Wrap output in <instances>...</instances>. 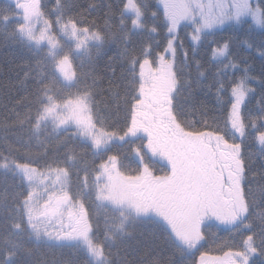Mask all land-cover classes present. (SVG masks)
Returning a JSON list of instances; mask_svg holds the SVG:
<instances>
[{
	"label": "snow or ice",
	"instance_id": "6c2138e0",
	"mask_svg": "<svg viewBox=\"0 0 264 264\" xmlns=\"http://www.w3.org/2000/svg\"><path fill=\"white\" fill-rule=\"evenodd\" d=\"M14 3L12 11L0 12L4 22L21 17L5 39L43 50L44 56L25 65L28 70L18 81L23 94L8 110L11 118L0 124L5 129L0 168L17 178L19 189L10 203L0 200L6 232L0 264H19L22 251L31 255L25 241L80 249L86 256L82 264H114L111 248L131 237L127 225L150 217L171 255L147 264H264V218L257 227L251 212L257 195L248 183L253 160L245 154L246 141L264 150V0H156L155 5L149 0H108L103 25L98 17L89 19L98 4L69 13L57 0L45 13L41 0ZM53 13L55 19L49 18ZM217 33L219 39L214 38ZM137 34L141 39L134 41ZM108 43L119 49L123 83L109 81V89L123 88L113 93L117 113H125L122 123L110 122L95 99L103 92L96 65ZM234 43L258 54V75L251 74L250 55L243 57L241 68ZM198 46L210 49V67L223 58L207 85L200 80L206 73L205 61L197 58ZM178 52L183 53L179 70ZM114 59L108 57L113 76ZM32 67L35 75H30ZM230 70L242 74L229 75ZM200 88H214L217 114L208 115L201 103L196 118L190 119V102ZM251 95H257L259 111L245 115ZM45 123L55 135L37 136L30 143L27 133H38ZM9 131L15 141L7 139ZM137 139L140 143H134ZM117 142L132 143L129 153L137 162L133 172L122 164L129 153H112ZM153 158L163 162L161 174L150 162ZM260 158L264 162V151ZM213 227L228 236L217 238L211 232L215 247L201 251Z\"/></svg>",
	"mask_w": 264,
	"mask_h": 264
},
{
	"label": "trees",
	"instance_id": "16d2710c",
	"mask_svg": "<svg viewBox=\"0 0 264 264\" xmlns=\"http://www.w3.org/2000/svg\"><path fill=\"white\" fill-rule=\"evenodd\" d=\"M57 0H41L43 4V11L45 13H50V10L54 8ZM108 0H60V4L64 7L66 11L69 13L78 12L81 8L86 7L88 4H98L100 7L96 10H93L89 19L93 17H98V23L103 25V5L107 3ZM113 4L117 2V0H111ZM156 0H149V3L155 5ZM13 7L4 2L0 1V12L4 11H12ZM154 10V9H153ZM51 19H55V14H51ZM17 21L15 18L10 19L8 22H4L0 19V124H3L5 119H10L11 117L8 115V110L13 108L14 101L18 99L19 95L23 94L18 86V81L23 77L24 72L28 69L25 67L26 64L34 65V61L36 59H40L44 56L43 50H30L31 46H24L20 42L13 43L10 39H5L8 32H10L17 25ZM227 35L228 32L225 31L223 33ZM183 35V31L181 32ZM220 33L214 37L219 39ZM238 36H243L242 32L237 33ZM141 36L139 34L133 37L134 41H139ZM253 42H255V37H252ZM190 43L185 40V44ZM199 51L197 52V58H201L205 61L204 69L205 76L201 77V83L204 85L213 82V74L215 72V66L222 67V64H219V61L213 60L212 63L215 66H209L207 61L211 58L210 49L206 46H198ZM93 54L95 53V48L92 49ZM233 54L235 55L236 61L241 64V68L243 66V57L245 55H250L253 57V68L251 70L252 75H258L260 73V58L258 54L251 53L249 49H247L243 44H233L232 47ZM103 55L99 59L96 65V74L103 77V80L100 82L99 87L103 88L102 93H98L95 99L100 102V109L102 114L105 115L110 122L119 120L121 123L123 122V117L125 115L123 109L117 113L115 105L117 103V97L113 95L115 92L122 93L123 88L113 87L111 90L109 89V81L115 85H122L123 80L121 78V64L118 59L119 49L115 44L108 43L104 46ZM192 53L189 51V57H191ZM108 57H116L113 60V65L115 67V75L113 76L109 71L108 65ZM177 68L178 70L182 66L183 62V53H177ZM226 62V61H225ZM192 77L191 79L195 80L196 69L195 65H191ZM36 68L32 67L30 75H35ZM242 72L240 70H230L229 75L238 76L241 75ZM183 74L181 75V79H183ZM226 79V77H225ZM259 90V86L257 84L252 85ZM29 87H31V83L29 82ZM186 92V89L184 90ZM257 95H251L248 98V103L244 109L245 115L249 112L253 114L259 111L258 107H256ZM191 105L193 107V113L189 116L190 119H194L195 117V108L199 107L202 103L208 109V115H214L216 113V109L219 107L217 104V99L215 96V90L208 88H200L197 89L191 100ZM105 104L108 105V109H105ZM17 111L23 112L22 108H17ZM62 134V133H61ZM29 137V142L35 144L37 136L41 139H49L53 135L52 127L50 125H43L40 128L38 133H27ZM5 138V129L0 127V147H2V141ZM7 139L9 141H15V136L9 131L7 133ZM136 143V142H134ZM132 146L131 142H125L120 145H111L112 153H119L121 156H125V154L130 152V148ZM261 150L256 144L246 141L245 142V154L246 157L253 160V164L251 167V171L249 172L248 183L251 184L253 191L257 195V200L255 206L252 208V216L255 218V223L257 227L259 226V221L261 218H264V197L260 196V189L264 187V174H262V165L264 162L261 161ZM88 159H91L89 156ZM23 162V161H21ZM99 163V160L96 161ZM152 163V162H151ZM122 164L124 166V170L126 172H133L137 168V162L133 159L131 154L129 153L127 157L122 159ZM155 169L158 171V165L152 163ZM252 172L256 173V176H252ZM134 174V173H132ZM18 180L15 178L10 172H5L4 169L0 168V200L5 201V203H10L12 194L15 191H18ZM247 186V185H246ZM75 192V188H73ZM89 207L93 212L96 211V207L91 203V200H88ZM5 222V216L0 214V246H3L2 237L6 234L3 224ZM101 236L103 234V213L101 212ZM129 230L132 232L131 237L125 238L121 241H118L116 245L111 248V259L114 264H118V257L120 260H127L130 264H147L148 261L153 259L154 257L159 258L161 260L166 259L171 255V252L162 242V238L159 236V232L156 226V221L154 219H145L135 224L129 223L127 225ZM217 238H224L228 236V232H224L219 230L216 232ZM223 233V234H222ZM119 238V237H118ZM237 241L240 240V237L235 238ZM213 236L211 235V231L208 237V243L204 245L201 251L212 249L215 247L213 243ZM26 247L32 248V254L28 255L27 253L21 252L19 256V264H39L41 261L47 262V264H52L53 261L56 264H82V262L86 259L85 254L82 250L73 248L72 246H64V247H48L45 245H40L37 247L34 243L25 241ZM210 255H222L220 252L210 251ZM196 256L199 255L197 252ZM188 260H191L192 257H187ZM259 261V258H256Z\"/></svg>",
	"mask_w": 264,
	"mask_h": 264
},
{
	"label": "rangeland",
	"instance_id": "374dc122",
	"mask_svg": "<svg viewBox=\"0 0 264 264\" xmlns=\"http://www.w3.org/2000/svg\"><path fill=\"white\" fill-rule=\"evenodd\" d=\"M0 1H4V2H6V3H8V4H10L12 7H13V9H14V7H15V3H14V0H0ZM15 19H16V21L17 22H20L21 21V17H14ZM250 19V18H249ZM258 31V30H257ZM219 60H223V58L221 57V58H218V60H216V61H219ZM254 83V82H253ZM255 84V83H254ZM43 125H50L51 126V124L50 123H45V124H42L41 126H43ZM52 127V126H51ZM134 142H136V143H140V141H139V139H137V140H135ZM125 143V142H124ZM120 144H123V143H120V142H117V143H113L112 145H120ZM258 146V145H257ZM259 147V146H258ZM133 157V156H132ZM147 157V155L145 156V158ZM134 158V157H133ZM135 159V158H134ZM135 161H136V159H135ZM151 161H153V162H158L159 164H161L160 165V169H162V165H163V162L162 161H160L159 159H156V158H153ZM150 161V162H151ZM161 174V173H160ZM151 218V217H150Z\"/></svg>",
	"mask_w": 264,
	"mask_h": 264
},
{
	"label": "flooded vegetation",
	"instance_id": "af4514ba",
	"mask_svg": "<svg viewBox=\"0 0 264 264\" xmlns=\"http://www.w3.org/2000/svg\"><path fill=\"white\" fill-rule=\"evenodd\" d=\"M163 166H164V165H163ZM160 173H161V172H160ZM160 173H157V174H160ZM219 230L224 231L222 228H221V229H216L215 227H213L212 229H210L211 232H217V231H219ZM224 232L227 233V231H224Z\"/></svg>",
	"mask_w": 264,
	"mask_h": 264
},
{
	"label": "bare ground",
	"instance_id": "6f19581e",
	"mask_svg": "<svg viewBox=\"0 0 264 264\" xmlns=\"http://www.w3.org/2000/svg\"><path fill=\"white\" fill-rule=\"evenodd\" d=\"M223 234V233H222Z\"/></svg>",
	"mask_w": 264,
	"mask_h": 264
}]
</instances>
